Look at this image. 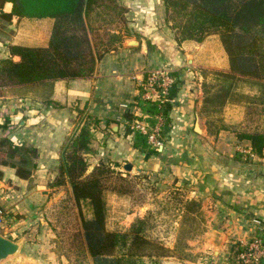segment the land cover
<instances>
[{"label": "trees", "instance_id": "16d2710c", "mask_svg": "<svg viewBox=\"0 0 264 264\" xmlns=\"http://www.w3.org/2000/svg\"><path fill=\"white\" fill-rule=\"evenodd\" d=\"M163 1L165 23L174 31L178 42H202L217 34L227 53V69L201 70L204 77L201 83L202 112L208 108L220 110L236 104L245 107V116L241 123L221 126L215 133L207 125L208 133L218 136L221 130L230 131L241 142H248L254 154L264 156V0ZM7 2L12 3L10 12L4 10ZM128 12L129 7L124 0H0V23L3 25L15 16L54 19L46 46L10 45L11 55L0 59V89L22 97L35 95L47 107H61L52 98L55 81L91 76L97 63L107 53L123 45L130 36ZM149 47H155L151 41ZM181 81H175L163 103L144 99L140 93L135 104L143 114L137 115L128 108L122 114L126 135H132L134 146L144 155L150 154L147 159L155 155L161 166L168 165L174 172H178V168L192 176L204 194L224 209L254 218L256 213L250 205L255 198L225 186L219 170L202 156L200 148L197 149L198 156L201 154L197 161L186 152L173 157L164 150L155 149L147 135L131 128V123L136 120H146L155 126L158 116H162L161 135L167 137L172 127L170 112L176 105ZM239 81H252L259 90L251 94L240 91ZM97 121L84 110L79 111L75 129L61 149L60 164L52 185L64 187L67 199L78 210L79 224L73 234V250L72 247L59 248L63 244L61 240H56L59 247L54 250L65 256L68 264H162L166 257L198 260L202 254L192 252L189 242L203 235L208 228L199 200L186 202L172 246L148 237L136 226L125 231L108 228L103 178L110 165L100 160L87 173L88 155L96 152L92 127ZM13 124L19 125L20 122H13L11 116L0 118L2 128ZM194 134L193 142L196 144L198 133ZM38 156L37 147L19 144L10 137L0 140V166L15 168L17 175L30 183ZM241 156L238 152L237 157ZM2 177L0 169V179ZM63 199L64 196L59 202ZM83 203L90 207L89 217L84 215ZM53 204L47 209L46 218L57 203ZM186 221L190 224L187 227L184 226ZM256 236L264 237V229ZM252 240L247 244L237 242L233 245V262H239L237 256L248 248ZM206 256L209 264H219L214 262L212 254ZM259 264H264V257Z\"/></svg>", "mask_w": 264, "mask_h": 264}, {"label": "crops", "instance_id": "0c3cea01", "mask_svg": "<svg viewBox=\"0 0 264 264\" xmlns=\"http://www.w3.org/2000/svg\"><path fill=\"white\" fill-rule=\"evenodd\" d=\"M125 1L129 7L127 15L132 33L126 40L132 38L139 41V44L130 46L125 40L123 45L107 53L97 63L94 73L89 77L55 81L52 98L61 107H47L35 95L0 99V118L11 116L13 122H20L9 128L0 127V140L10 137L19 144H29L39 150L32 183L18 176L15 168L0 166L3 171L0 206L4 210L0 233L12 240L25 239L21 252L1 264H68L67 258L60 256L53 248L46 217L47 209L61 197V192L55 191L59 187L52 183L57 176L61 149L73 133L81 110L98 120L92 127L96 150V155L92 156L94 161L99 158L110 160L122 168L130 162L138 171L168 176L167 179L176 184H194L204 196L203 202L215 206L213 219L202 235V242L196 248H193L197 243L195 240L189 242L191 251L201 253V257L196 261L166 257L164 264H209L207 254H212L214 262L219 264H239L233 262V245L237 242L247 244L264 229V156L254 154L248 142H241L230 131L221 130L218 136L213 137L209 136L205 125L201 127L203 133L195 130L197 115L201 117L203 96L200 88L203 75L199 74V70L227 69L228 61L224 66L212 64L215 62L211 60L212 55L203 50L209 36L202 42H178L174 31L165 23L163 0H146L147 5H144L145 0ZM11 9L12 3L7 2L4 10L10 12ZM24 18L13 17L5 23L7 29L2 28L4 33L0 36V59L11 55L9 48L12 44H48L54 19ZM19 21L25 24V37L21 36L22 28H17ZM149 41L154 48L149 47ZM163 66L182 81L176 95V105L170 112L172 127L168 141L162 150L173 157L186 152L197 161L201 155L198 156L197 149L200 148L202 156L219 170V178L225 186L255 198L250 205L256 213L254 218L224 209L204 194L192 176L179 171L177 167L179 173L168 165L161 166L155 155L144 159L142 152L134 146L132 135H126L125 122L121 119L127 109L125 107L128 106L137 115L143 114L135 104L141 93L140 80L148 70ZM195 70L200 76L195 77ZM231 106L242 109L240 105ZM194 132L198 133L196 138L199 141L196 144L193 142ZM237 145L244 147L245 152L238 151ZM238 152L242 154L241 158L237 157ZM36 227L41 234L36 238L29 237Z\"/></svg>", "mask_w": 264, "mask_h": 264}, {"label": "rangeland", "instance_id": "374dc122", "mask_svg": "<svg viewBox=\"0 0 264 264\" xmlns=\"http://www.w3.org/2000/svg\"><path fill=\"white\" fill-rule=\"evenodd\" d=\"M144 5H147L146 0ZM24 19L28 18L25 17ZM7 27L8 25L1 24L0 36L4 33V30L2 32V28L7 29ZM18 27L22 28L21 36L25 37V24H22L19 21L17 23V28ZM130 35H132L131 32ZM203 50L212 55L211 60L215 61L212 63L214 66H224L228 61L227 53L217 34L209 36L208 40L205 42ZM16 59H18V57ZM206 69L213 70L218 68ZM193 73L195 74V77L202 75L200 70V75L196 73V70ZM203 79L204 77H202V80ZM202 80L200 81V84L202 83ZM238 84V89L240 91L250 94L259 90V86L252 81H239ZM200 88L202 89L201 85ZM2 92L3 89H0V94H3L0 95V99L16 96V94L11 91ZM201 97L203 99V96ZM230 105L231 104L220 110L208 108L207 111L202 112L204 105L201 102L200 112L203 114L199 117L200 127H204L205 125L204 128H207L208 125L209 129L215 133L221 126H233L241 123L245 116V107L240 105L242 107L241 109L240 107H230ZM162 136L166 144L168 136ZM209 136L215 137L214 135ZM237 146H239L238 151L245 152L244 147L242 148L241 145ZM95 153H90L88 155L89 168L87 173H90L95 165L102 160L99 158L94 161L92 156H95ZM142 154L144 159L147 158V155H144V153ZM94 162L95 164L93 165ZM104 162L107 163L106 165H110L107 168V171L104 172L103 178V182L106 186L105 198L107 202V226L109 229L125 231L126 229L136 226L141 228L143 233L148 237L160 240L168 245L171 243L172 245L177 237L179 225L181 224L183 216V210L187 201L196 199L201 202L203 220L207 225H209L210 221L213 219L212 211L215 206L207 201L203 202L204 196L199 193L194 184H176V182L168 180V176L147 174L136 170L135 167H133L132 170H126L118 163H113V161L110 160H104ZM55 191L61 192V197L54 202V204H57L55 208L49 212L47 218L50 226L49 230L52 237L51 239L54 244L53 248H58L59 245L56 244V240H61L63 244L62 247L59 248L71 249L72 244L75 242L73 234L77 231L76 225L79 224L78 210L75 206L73 207L72 201L67 199L65 194L66 191L63 186ZM62 195L64 196V199L62 202H59L63 197ZM82 205L84 215L89 217L91 214L90 207L87 203H83ZM189 225V221L184 223L185 227ZM38 229L39 228L36 227L32 235H29V237L36 238L41 234ZM58 234H61V236ZM192 240L197 242L196 245H193V248H196L197 245L202 242L203 237L202 235H198ZM73 252L76 254V251ZM164 262L165 258L162 260V264H164Z\"/></svg>", "mask_w": 264, "mask_h": 264}, {"label": "built area", "instance_id": "2783aa9c", "mask_svg": "<svg viewBox=\"0 0 264 264\" xmlns=\"http://www.w3.org/2000/svg\"><path fill=\"white\" fill-rule=\"evenodd\" d=\"M175 77L170 70L163 66L157 69L148 70L140 80L139 86L141 96L144 99L163 103L168 99L169 92L175 83ZM125 108H128L126 106ZM163 124L162 116H158V122L151 126L146 120H136L131 123V128L147 135L149 142L155 149L162 150L165 142L161 135ZM4 210L0 206V221ZM264 257V237L254 236L248 248L240 252L237 259L242 264H256Z\"/></svg>", "mask_w": 264, "mask_h": 264}, {"label": "water", "instance_id": "95a60500", "mask_svg": "<svg viewBox=\"0 0 264 264\" xmlns=\"http://www.w3.org/2000/svg\"><path fill=\"white\" fill-rule=\"evenodd\" d=\"M126 44L130 46L138 45L139 41L135 39H127ZM195 130L198 133H203L200 123H199V115H197V120L195 124ZM150 154H147V158ZM124 168L126 170H132L133 164L132 163H126L124 165ZM2 187V182L0 181V188ZM25 242V239H19V240H12L8 238L5 234L0 233V264L17 256L23 247V244Z\"/></svg>", "mask_w": 264, "mask_h": 264}]
</instances>
